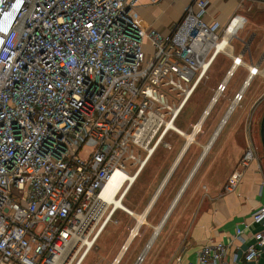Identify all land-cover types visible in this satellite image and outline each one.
<instances>
[{
    "label": "built area",
    "instance_id": "1",
    "mask_svg": "<svg viewBox=\"0 0 264 264\" xmlns=\"http://www.w3.org/2000/svg\"><path fill=\"white\" fill-rule=\"evenodd\" d=\"M142 1L176 0H0V264L82 262L118 209L103 199L105 184L125 175L122 202L168 134L183 135L170 126L240 22L208 26L207 1L189 0L161 33L140 25ZM241 99L236 93L227 113ZM256 159L250 144L241 172ZM251 225L260 230L242 253L248 262L264 252V205ZM227 251L206 244L192 264H222Z\"/></svg>",
    "mask_w": 264,
    "mask_h": 264
},
{
    "label": "crops",
    "instance_id": "2",
    "mask_svg": "<svg viewBox=\"0 0 264 264\" xmlns=\"http://www.w3.org/2000/svg\"><path fill=\"white\" fill-rule=\"evenodd\" d=\"M206 1L204 23L208 26L218 23L221 27H225L232 18L237 17L240 22L236 28L235 37L230 41L226 52H218L213 57L205 75L198 82L186 104L192 108L191 118L187 130L177 128L183 135H176L186 138L180 154L158 184L143 212L136 213L137 208L134 206L128 209L132 216L128 215L134 218L136 226L112 264H120L122 258L123 264H134L135 258L131 256L127 260L125 251L135 240L138 227L146 222L156 207L155 203L159 200V196L161 198L165 192L166 195L173 193L174 196L168 201L164 214L160 216L157 214L159 224L154 228L151 239L144 246L141 252L142 259L138 263L145 259L144 256L148 252V257L151 255L150 260L153 259L154 264H192L204 245L222 243L228 247L222 264H264V252L250 262L245 261L242 255L249 246L253 245L252 234L260 230L259 226L251 225V216L254 211L264 205V170L257 159L251 161L242 172L239 166L245 149L251 144L250 130L254 126L255 115L264 107V4L250 0ZM188 4L189 0H176L160 5H149L142 1L136 7V12L143 28L152 27L167 33L180 20ZM235 60H240L241 63L236 64ZM253 70H257L255 75L254 72H250ZM220 83L226 85L221 95L215 93ZM238 92L242 93V99L233 113L229 114L228 106ZM203 128L208 131L206 132L207 151L203 150L198 164L206 160L204 165L206 170L203 168L202 173H199L201 175H198L195 185L192 180H194L196 168H192L185 175L181 174L183 171H179L184 176L178 175L170 184L169 179L182 156L194 144V140L198 138V132ZM238 171L241 172V177L236 187L232 192H226V185L232 175ZM145 174L147 171L143 169L125 198L131 190L136 189L137 194L138 190L140 192L146 190L152 181L151 176ZM141 177V182H138ZM199 181L201 184H198ZM182 194L181 203L173 213L170 227L158 237L163 224L169 218L171 209ZM118 211L125 213L117 209L115 214ZM135 215L141 216L140 222ZM237 229L242 231L239 238L235 237ZM156 237L163 239L162 246L159 245L160 250L149 253L148 250ZM101 254L100 251L89 254L87 259L96 258V261L89 264L100 263L97 259L102 257ZM235 254L238 257L236 262L232 259Z\"/></svg>",
    "mask_w": 264,
    "mask_h": 264
},
{
    "label": "rangeland",
    "instance_id": "3",
    "mask_svg": "<svg viewBox=\"0 0 264 264\" xmlns=\"http://www.w3.org/2000/svg\"><path fill=\"white\" fill-rule=\"evenodd\" d=\"M161 33H164V31H162ZM144 51L146 53H150L149 52L150 49L148 48L145 49ZM191 109L192 108L190 106L188 105L186 106V108L181 113L179 119L175 122L176 128L187 130L188 122L190 121V118H191V115H190ZM263 114H264V107L259 111L258 114L255 115L256 118L254 120V126L251 127V130H250V140H251V145L254 147L256 151L257 160L259 161L262 169L264 170V152H263L260 138H259V126H260V122H261ZM206 132L208 131H206V129L204 128L200 130V132H198L199 133L197 135L198 138L194 140V144L182 156L179 164L177 165L175 169V172L170 177L169 179L170 184L173 183V181H175V178L178 175H181V174L185 175L189 172V170H192V168L194 169L196 168L195 174H194V180H192L193 181L192 183L194 185L196 184L199 173H202L201 171L204 168V165H206L205 163L206 160L205 162H203L202 160L198 164V159L202 155L203 150L207 145ZM177 135L174 133H171L169 136L168 134V136L164 139V142L156 149V151L150 157L149 161L147 162L144 168V171H147V174L145 175L151 176L150 180L152 182H150L146 190L144 188L145 191L140 192L138 190V194L136 193V189H134V191L131 190L128 196L125 198V200L122 203L124 207L129 209V208H132V206H134V208H137L136 213L143 212V210L146 208L152 195L156 191L158 184L163 179V177L167 174L168 169L172 166V164L174 163V161L180 154L181 150L183 149V146L185 145V139ZM221 139H222V136L220 137V140ZM164 144H166V146H164ZM215 163L218 165L217 162ZM204 169L206 170V168ZM126 170L129 175H131L132 172L134 171V169L130 167H127ZM179 171H183V172L181 173ZM184 175H181V177H183ZM141 179L142 177L139 179L138 182H141ZM199 183L201 184L200 181L198 182V184ZM165 193L161 196V198L159 196V200H157V202L155 203L156 207H154V210L151 212L149 217L146 219V222H143V224L140 227H138L137 232H135V235H136L135 240L132 242L129 249L125 251V255L127 256L125 257L126 259L128 257H129L128 259H130L131 256L135 258L134 264H137V259L139 258L141 252H143L144 246H146L148 241L151 239L154 233V228L157 227L159 224L157 214L158 216L164 214V212L167 209L166 205L168 204V201H170V199L174 196L173 193H172L173 195L169 193L166 195ZM183 194L180 196L177 203L171 209L170 215L168 216L169 218L165 222V224H163L158 237H160V235L166 232V230H168V228L170 227L172 223L173 213L175 212V209L179 207ZM112 221L114 223H112ZM112 221L107 226V228L103 231V233L100 235L97 241L94 243L91 251L89 252V254H91L92 252H97V251H100L102 253L101 254L102 257L97 259V261L100 260V263H96V264H112L114 259L116 258V255L122 251L126 243V240L128 239L129 235L132 233L133 229L136 226V221L134 220L133 217L129 216L126 213L120 212V211H118L115 214ZM158 237H156V239L153 242L152 247L150 248V250H148L150 251L149 253H151V251H154V250L155 251L160 250L159 245L162 246L163 239H160ZM147 254L148 252L144 256L145 259L143 258L144 261L142 260V262H140L139 264H154L153 259L150 260L151 255L150 257H148L149 254L148 255ZM87 257L82 262V264H89L90 262L92 263V261H96V258L87 259ZM120 264H123V258Z\"/></svg>",
    "mask_w": 264,
    "mask_h": 264
},
{
    "label": "bare ground",
    "instance_id": "4",
    "mask_svg": "<svg viewBox=\"0 0 264 264\" xmlns=\"http://www.w3.org/2000/svg\"><path fill=\"white\" fill-rule=\"evenodd\" d=\"M228 38H229L228 34L225 35L223 42H226V40ZM217 48H218L217 49L218 51H221V49H222L220 45ZM226 51L227 50H224V52H226ZM253 72L255 73L256 71L254 70ZM170 127L177 129L174 125H172ZM206 151H207V147L204 148V152H206ZM124 176L125 175H122L119 171H117L112 177H110L109 180L107 181V183L105 184L104 188H103L102 197L105 201L113 203L116 209L117 208L121 209L122 211L129 213V215H131V212L128 211V209L126 207L122 206V202L117 201V198H115V195L118 192V188H119V185L121 183L120 177H124ZM135 216L138 219V221L140 222L141 216H139V215H135ZM149 246H150V243L148 244V247ZM72 254L73 253H70V255H68L66 262H68V259L71 257ZM141 259H142V256H141Z\"/></svg>",
    "mask_w": 264,
    "mask_h": 264
},
{
    "label": "water",
    "instance_id": "5",
    "mask_svg": "<svg viewBox=\"0 0 264 264\" xmlns=\"http://www.w3.org/2000/svg\"><path fill=\"white\" fill-rule=\"evenodd\" d=\"M259 138H260L261 146L264 152V114L262 116L260 126H259Z\"/></svg>",
    "mask_w": 264,
    "mask_h": 264
}]
</instances>
